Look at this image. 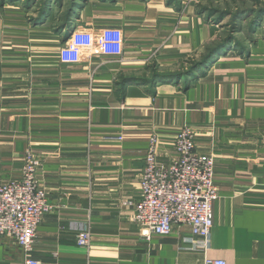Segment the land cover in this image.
Here are the masks:
<instances>
[{
    "label": "crops",
    "instance_id": "obj_1",
    "mask_svg": "<svg viewBox=\"0 0 264 264\" xmlns=\"http://www.w3.org/2000/svg\"><path fill=\"white\" fill-rule=\"evenodd\" d=\"M24 1L41 6L39 32L22 50L0 52V177L18 178L33 150L53 208L32 250L0 239V264L26 256L41 264H264L263 28L227 35L195 1ZM102 25L123 29L127 60L59 62L71 31ZM152 49L147 64L142 55ZM187 124L198 150L216 158L219 198L203 248L186 225L147 240L126 203L139 197L151 136L168 162ZM85 226L90 246L77 244Z\"/></svg>",
    "mask_w": 264,
    "mask_h": 264
},
{
    "label": "built area",
    "instance_id": "obj_2",
    "mask_svg": "<svg viewBox=\"0 0 264 264\" xmlns=\"http://www.w3.org/2000/svg\"><path fill=\"white\" fill-rule=\"evenodd\" d=\"M196 136L191 125L182 126L174 140L176 154L168 162L159 158L158 136L152 135L149 141L139 197L135 202H126L134 206L133 221L147 240L170 235L175 226L186 225L193 236L204 240L200 247L209 242L214 226L213 206L219 198L216 158L213 153L198 150ZM40 165V160L31 154L18 178L0 177V239L11 238L26 252L32 250L38 227L53 208L39 178ZM76 240L80 246H90L88 226L80 230ZM13 264L41 262L26 256ZM204 264L228 263L222 258L207 257Z\"/></svg>",
    "mask_w": 264,
    "mask_h": 264
},
{
    "label": "rangeland",
    "instance_id": "obj_3",
    "mask_svg": "<svg viewBox=\"0 0 264 264\" xmlns=\"http://www.w3.org/2000/svg\"><path fill=\"white\" fill-rule=\"evenodd\" d=\"M193 1L196 2L194 7L198 8L204 20L211 23L222 21V31L227 35L238 31L239 28L247 32H252L254 28L255 31L263 28L264 32V0H180L186 7ZM24 2V0H0V52L7 47L22 50L29 39L33 40L39 32L38 27L33 23V18L39 15L41 6L31 2V9H26ZM197 16L201 17L198 14ZM252 20L256 22L255 27L249 25ZM94 27L97 29H93ZM94 27L78 28L68 34V39L58 46V58L61 64H78L91 60L94 54L111 56L109 58L111 62L119 60L123 62L128 59L124 57L125 36L122 28L110 25ZM157 53V49H152L147 55L142 56L145 57L147 64H152ZM30 153L41 160L33 150H29L23 158L22 168Z\"/></svg>",
    "mask_w": 264,
    "mask_h": 264
},
{
    "label": "trees",
    "instance_id": "obj_4",
    "mask_svg": "<svg viewBox=\"0 0 264 264\" xmlns=\"http://www.w3.org/2000/svg\"><path fill=\"white\" fill-rule=\"evenodd\" d=\"M214 51V50H213Z\"/></svg>",
    "mask_w": 264,
    "mask_h": 264
}]
</instances>
